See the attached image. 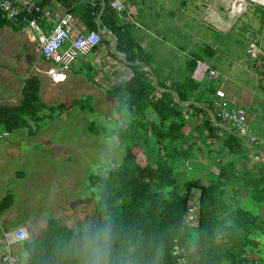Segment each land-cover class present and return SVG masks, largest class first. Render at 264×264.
Instances as JSON below:
<instances>
[{
  "label": "trees",
  "instance_id": "1",
  "mask_svg": "<svg viewBox=\"0 0 264 264\" xmlns=\"http://www.w3.org/2000/svg\"><path fill=\"white\" fill-rule=\"evenodd\" d=\"M34 1L40 6L56 3L61 10L76 14L87 29L96 30L103 2L99 27L114 32L117 52H123L122 44L131 36L130 24L111 7V0ZM4 26L17 31L23 25L0 10V27ZM34 32L38 34L39 30ZM101 43L107 46L110 56L132 73L129 79L104 88L105 95L115 100L113 110L118 125L122 126L127 117L143 134L132 147L126 148L119 166L89 178L96 197L91 225L75 232L55 218L47 219L42 228L35 234L30 231L19 243L17 252L23 257V264H176L170 253L175 237L185 247L189 264H221L223 246L235 251L241 245L238 234L230 246L215 242L216 235L232 219L230 213L238 210V196L243 191L251 193L264 206V182L261 183L264 177H257L262 173L257 170L256 159L262 153L260 161L264 163V139L255 133L258 137L255 143L244 142L217 113L212 100L205 102L207 95L214 94V87L208 86L207 79H194L191 73L196 60L212 57L215 48L204 44L200 52L190 51L185 59L182 89L174 94L165 84L170 72L162 73L150 54L136 61L126 54L122 59L113 52L107 35H101ZM93 71L90 67L86 69L90 79ZM39 89V77L32 74L23 80L15 104L0 103V130L9 135L12 130L24 127L33 135L44 116L64 106L44 103ZM153 92L157 95L152 96ZM91 100L89 95L73 98L68 105L92 111ZM186 115L188 118L183 120ZM259 131L264 136L263 123ZM208 140L213 142L216 157L212 163L216 169L203 184L195 171L183 168L193 163L192 158L198 157L203 145L208 149ZM203 156L205 159L199 162L207 163ZM244 184L251 185L250 189ZM193 201L197 203V222L187 226L183 220ZM12 202L13 193L7 189L0 200V209ZM249 219L253 230L263 222L253 214H249ZM242 259L240 263L245 261Z\"/></svg>",
  "mask_w": 264,
  "mask_h": 264
},
{
  "label": "rangeland",
  "instance_id": "2",
  "mask_svg": "<svg viewBox=\"0 0 264 264\" xmlns=\"http://www.w3.org/2000/svg\"><path fill=\"white\" fill-rule=\"evenodd\" d=\"M171 6L175 7V1H171ZM185 7L184 23L192 26L195 34L190 31L178 45L184 50L179 56L181 74L190 51L200 52L204 44L210 45L215 54L205 61L222 78L227 77L223 87L233 101L228 100L237 106L239 102L246 109L257 105L256 115L264 116V7L250 4L235 12L231 0H186ZM34 31L28 26L17 31L0 27V103L15 104L23 80L35 74L40 80V99L48 105L64 106L44 116L36 126L40 133L36 138L27 128L12 130L5 138L15 146H8L7 158L17 159L18 149L29 150L30 157L35 153V167L27 180L31 188H17L18 201L30 202V207L40 210L36 215L31 213L29 230L35 234L47 219L55 218L79 232L91 225L95 213L96 197L89 178L119 166L126 148L132 147L143 132L127 117L122 126L118 125L113 110L115 100L105 95L103 87L107 86L102 85L103 80L99 84L86 83L89 77L85 71L87 78L75 73L84 55L77 54L68 65L69 73L74 75L71 81L67 77L63 82L52 81L43 72L47 60L39 57ZM160 46V42L156 44ZM87 95L92 97V111L68 105L71 99Z\"/></svg>",
  "mask_w": 264,
  "mask_h": 264
},
{
  "label": "crops",
  "instance_id": "3",
  "mask_svg": "<svg viewBox=\"0 0 264 264\" xmlns=\"http://www.w3.org/2000/svg\"><path fill=\"white\" fill-rule=\"evenodd\" d=\"M171 1H175L174 8L171 6ZM120 2L123 6V12L128 17L126 21L130 24L131 32V36L126 40V42L122 44V54L124 57L126 54L127 57L135 61L142 58L145 54H150L152 62H154V65L158 67L162 73H167V71L170 72V76L166 78L165 84L171 88L174 94H177L181 91V87L185 80L184 74H181L182 60L179 57L181 53L184 52V50H180L178 45L183 43L184 37L187 36L190 31H193L194 33L193 27L190 25H185L184 23L186 3L184 4L183 0H120ZM48 5L53 7V18L44 25L49 28L52 25L53 20L56 19L59 14L63 12V10H61L56 3ZM73 15L75 16L76 21L78 19L80 24H83L76 14ZM159 42L161 46L156 47V44ZM81 55L84 56H82L83 58L80 59V66L75 73L81 74L84 78L86 76H84L83 73L84 71L86 72L88 67L94 70L92 79H85L87 80L86 83L91 82L93 84H99L102 83L100 81L103 80L104 83H102V85L107 86L103 88H111L115 84L131 77V71L117 58L108 54V48L104 43L100 42L98 46L89 51V53ZM45 62L48 66L43 70V72L47 73L46 69L53 66L49 63V61ZM63 73L64 77L59 80L50 79L56 82H63L67 77L69 81L72 80V76L74 75L69 73L68 68L64 69ZM218 75L219 80L218 82L215 81L216 85H218L220 82L225 92L227 101H233L230 97H227V91L223 87L228 80L227 77L224 76L222 78L219 72ZM111 81L112 83H110ZM208 86L213 88L214 85L208 84ZM159 90H163V88H159ZM206 91H208V88H206ZM199 93L200 91L198 92V95ZM155 94L157 95V92H153L152 96H156ZM198 95L193 97L197 98ZM214 98L215 97L213 93L212 95H207L205 102L209 101V99L213 100ZM236 103L246 109L243 104H240L239 102ZM255 108H258V106H247L246 112L248 117L253 121L254 132L261 136L260 139H264L262 132L259 131L260 125L263 123L264 116L263 114L256 115V110L259 109ZM187 118L188 116L186 115L183 116L182 119L185 120ZM39 134L40 133L36 131L33 136L36 138ZM179 134L181 135V132ZM26 135L29 134L26 133ZM6 139L7 138L0 139V200L4 196L6 190L10 189L13 193V202L7 208L2 210L0 209V237L3 230L18 225H23L29 233L30 230L28 228L27 221L32 220V212L34 215H36V213L40 211L38 208L30 207V202L17 200L18 187L26 188L29 186L31 188V184L27 180L30 179V173L35 167V153H33L30 157L29 153L31 152L29 150L18 149V158L16 157L17 159L12 161L7 158L9 153L8 151H10L9 149L7 150V148L11 145L15 146V144ZM17 140H20V138H17ZM243 140L249 144L246 139ZM212 143L213 142L211 140H208V149H205L204 147L206 146L203 145V149L200 152H197V156L199 158L197 157V159H195L193 157V163L190 165L187 163L185 168H183L184 170L191 168L193 171H195L199 175L203 184L208 182L207 177H209L210 173L216 169L215 164L212 163L213 159L216 157L215 151L212 148ZM204 154L208 162L199 164L198 161H203V159H205L203 156ZM249 156L254 157V154L249 153ZM261 156L262 153H259L257 154L256 158L259 161L257 170L262 173L258 174L257 177L261 176L263 179L264 163H261L260 161ZM10 171H12L11 173H13V175L10 174ZM21 180L27 182L19 184L24 182ZM263 182L264 180H261V183ZM241 184L242 183H239V185ZM244 186H246V189H250L249 187L251 185L244 184ZM255 193L257 195V192ZM238 198V210L234 209L232 214L230 213V215H232V219L227 222V227L225 230L216 235L215 242L219 245L230 246L238 234L241 236V245L240 247H237L235 251L229 250L226 246H223V259L221 264H264V206H260L258 204L259 199L255 198L251 193H245L243 191L241 195L238 196ZM249 214H253L263 221L258 226V229H252ZM237 250H239L241 259L237 255ZM242 257L245 258V261L240 263V261L243 260ZM238 259L240 260L238 261Z\"/></svg>",
  "mask_w": 264,
  "mask_h": 264
},
{
  "label": "built area",
  "instance_id": "4",
  "mask_svg": "<svg viewBox=\"0 0 264 264\" xmlns=\"http://www.w3.org/2000/svg\"><path fill=\"white\" fill-rule=\"evenodd\" d=\"M94 5L95 2L93 1ZM255 4L264 7V0H231V9L235 12L243 11L247 5ZM110 5L124 20L128 17L123 12L120 0H111ZM0 10L7 14L8 18L21 23L23 26L38 29L34 34L38 53L41 58L50 62H56L59 67H48L46 72L52 80L64 77L63 70L68 68L77 54L89 53L101 42V33L98 29H87L85 25L76 21L75 16L68 11H63L53 20L48 28L44 26L53 18V7L50 5H38L34 0H0ZM47 31H44V29ZM192 77L198 81L207 79L209 84H215L218 72L210 64L202 59H197L192 70ZM214 87L213 105L217 113L224 119L227 125L238 132L249 143L258 140L254 130L253 121L248 117L242 107L227 101L222 84L219 82ZM264 124V119H263ZM8 135L5 130H0V138ZM197 222V203L193 201L187 209L183 223L193 226ZM28 236L23 225L8 228L2 231L0 237V264H23V257L17 252L19 243ZM170 253L175 258L176 264H189L187 252L180 240L175 237L172 241Z\"/></svg>",
  "mask_w": 264,
  "mask_h": 264
},
{
  "label": "water",
  "instance_id": "5",
  "mask_svg": "<svg viewBox=\"0 0 264 264\" xmlns=\"http://www.w3.org/2000/svg\"><path fill=\"white\" fill-rule=\"evenodd\" d=\"M103 10H104V4L102 2L101 8H100L99 14L97 16V20H96L97 21V27H98L97 29L102 35H107L108 39L111 42L113 52L116 53L118 56H120L122 59H125L124 55L122 53H120V52H117V50H116V48H117V38H116V35L114 34V32L111 31V30L102 29V28L99 27L100 16H101Z\"/></svg>",
  "mask_w": 264,
  "mask_h": 264
},
{
  "label": "bare ground",
  "instance_id": "6",
  "mask_svg": "<svg viewBox=\"0 0 264 264\" xmlns=\"http://www.w3.org/2000/svg\"><path fill=\"white\" fill-rule=\"evenodd\" d=\"M61 77V76H60Z\"/></svg>",
  "mask_w": 264,
  "mask_h": 264
}]
</instances>
